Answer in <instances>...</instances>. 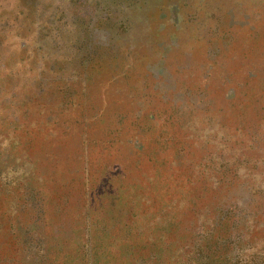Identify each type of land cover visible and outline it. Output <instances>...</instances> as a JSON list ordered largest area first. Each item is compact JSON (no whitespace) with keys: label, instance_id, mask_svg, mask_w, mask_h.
I'll return each mask as SVG.
<instances>
[{"label":"rangeland","instance_id":"1","mask_svg":"<svg viewBox=\"0 0 264 264\" xmlns=\"http://www.w3.org/2000/svg\"><path fill=\"white\" fill-rule=\"evenodd\" d=\"M204 1L216 31L186 47L190 72L166 56L187 12L169 0L134 57L125 0H0V264H264V166H241L264 156V15ZM112 75L133 86L118 130L62 154Z\"/></svg>","mask_w":264,"mask_h":264},{"label":"trees","instance_id":"2","mask_svg":"<svg viewBox=\"0 0 264 264\" xmlns=\"http://www.w3.org/2000/svg\"><path fill=\"white\" fill-rule=\"evenodd\" d=\"M125 1L128 4H125V8L121 6V11L119 10V20L116 26V30L122 28V33H120L119 36L123 41H127L126 45H128V47L125 52L126 57H134L135 55L140 54L139 52L143 49L142 47L145 48L150 39H157L162 36L160 33H158V31H151L150 21L156 11L158 9H161L164 5L162 6V4H157L153 7V0ZM160 1L164 2L165 0ZM169 2H174L175 8L178 9V11L187 9V12L179 13L181 26L180 31L175 36L176 38H174L176 40V45H170L168 43L166 46L168 48L166 56L170 57L174 52L179 51L181 53L180 57L182 58L186 54V52H188L186 50V47L199 45L202 38L208 37L207 35H209L210 32L214 33L216 31V27L214 26L213 21L214 17L216 16V11L207 13L205 12L207 10V5H209L208 1L201 2V0H169ZM238 2H240V5L242 6L240 8V11H243L249 17H262L264 15V0H238ZM207 42H209V40ZM157 48L158 46L153 47V49ZM164 50L165 49H159V51L161 52ZM188 53L192 57L191 66L192 68H194L190 72H193L195 70L197 72L199 69V67H197L198 60L196 59L195 54H192L193 52ZM80 64L81 63L77 61V69L74 70V75L77 79L73 81L74 83H84L81 69L82 66ZM195 67L197 68L195 69ZM186 72H188V70L182 71L181 77H184L185 74H187ZM198 83L199 82H193L191 85H196ZM127 86V84L124 85V83H122V79L119 78L118 75H112L108 79L104 80V82L99 86L98 91H96V95L94 96V100L92 101L94 102L93 104H95L94 107H91L95 108L93 112L94 114L86 115L87 117H89L87 120V123L89 124L86 125L85 130L81 131L79 134H76L77 131L75 130L74 125H79L82 122L80 116V123H77L75 119H73L70 124L64 123L65 126L68 125L65 128H68L71 132H73V134H65L69 137L62 139V143L59 144V149H65L67 143H72L73 147H76V145H79V147L75 148L76 150H73L74 148L62 150V154L65 155L64 151H66L67 155H72L73 157V153L75 151H77L78 153L81 152L83 149V145L85 146L86 143L88 146H90L92 142L95 141L91 140L90 138L93 133L101 135V139L98 140V143H101V147L103 146L105 140L102 136L105 134V132L118 130V126L120 123L119 119L121 117V107H124L129 102V98L132 94L131 90L133 89V86L131 85L130 87H128V89ZM106 89H109V93L108 95L104 96ZM125 91H127V94H124ZM100 92H103L102 95ZM80 97H84L82 92L80 94ZM104 97L106 100H104ZM78 106L79 105H77V107ZM188 111L189 110L186 109L185 113H187ZM186 124L187 122L184 119L177 122V125H180V127L181 125L185 126ZM61 125H63V123ZM74 131H76V133H74ZM193 140L194 139L192 138V141ZM80 141L82 142V145L80 144ZM248 148L249 150H254L256 146L250 145L248 146ZM212 153H215V151L210 152L209 155H212ZM245 160V163L243 162L244 164L242 163L241 166L249 170H255L260 166H264V156L260 158L256 156H249L248 158H245ZM238 162H240V160ZM237 167L238 166H236V169ZM257 178H259L262 182L264 181V168L260 172H256L253 176H249L248 180L253 181ZM250 194L251 199L258 200L259 198H261L260 201H264V193L262 191H252ZM248 203H250V200L248 201ZM259 204L261 203L259 202Z\"/></svg>","mask_w":264,"mask_h":264}]
</instances>
